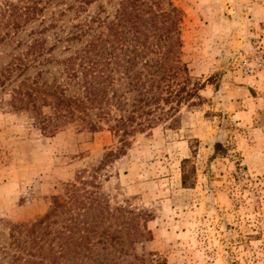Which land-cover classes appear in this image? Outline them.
<instances>
[{
    "label": "rangeland",
    "instance_id": "1",
    "mask_svg": "<svg viewBox=\"0 0 264 264\" xmlns=\"http://www.w3.org/2000/svg\"><path fill=\"white\" fill-rule=\"evenodd\" d=\"M6 1L0 0V6ZM120 1H52L27 23L22 17V26L3 20L2 34L17 32L0 41V69L21 56L32 65L16 85L39 70L48 71L43 74L48 79L52 73L58 76L76 49L95 35L109 34ZM169 1L182 15L181 61L204 97L192 106L182 104L172 125L170 119L161 121L124 140L111 128L112 121L99 118L96 105L84 119L52 135L35 125L31 112L12 106L13 85L0 87V264L40 260L27 254L36 245L30 229L55 206L54 198L65 200V206L56 208L39 244L54 248L58 264H72L59 256L73 233L69 217L96 198L109 206V216L125 210L132 221L124 245L104 249L100 237L92 236L91 257L108 256L102 264H264V0L158 3L167 8ZM81 29L86 31L81 40H67ZM33 43L47 49L55 44L44 56L52 62L30 63ZM184 76L182 71L179 79ZM82 92L79 86L69 91ZM90 121L101 127L93 129ZM217 143L222 144L218 152ZM109 151L114 156L103 163ZM184 159L195 170L188 184L182 182ZM136 226L144 236L136 234ZM71 241L67 246L73 249Z\"/></svg>",
    "mask_w": 264,
    "mask_h": 264
},
{
    "label": "trees",
    "instance_id": "2",
    "mask_svg": "<svg viewBox=\"0 0 264 264\" xmlns=\"http://www.w3.org/2000/svg\"><path fill=\"white\" fill-rule=\"evenodd\" d=\"M18 1H25L26 4L22 6L7 0L0 6V23L7 19L8 26H22L40 15L52 1H56L58 5L66 2V0ZM82 2L89 4V0ZM69 7H74V4ZM143 12L148 14V18H142ZM22 17L25 18L24 23L20 20ZM140 20L145 24H140ZM181 22V11L171 1L168 2V7L164 8L158 0L157 3L121 0L115 21H111L107 26L109 34L104 37L102 34L95 35L84 48L76 49L65 59L64 68L58 71V76L52 73V79H48L43 75L48 71L39 70L32 80L28 77L16 85L15 83L32 65L20 56L0 69V87L5 89L8 85H13L10 92L12 106L20 111L31 112L35 125L52 135L67 124L84 119L83 117L89 115V108L96 105L99 108L96 113L99 118L112 121L111 128L121 133L124 140L131 133L150 129L161 121L170 119L172 125L177 121L176 115L182 104L192 106L196 104L195 99L204 100L200 94L202 88L199 87L198 81L194 84L191 82L188 67L181 61ZM16 32L11 34L8 31L2 34L0 30V41H4L10 35L14 36ZM84 33L86 31L83 29L73 31L72 35L67 36V40H81ZM55 46L54 44L47 49L43 43L39 45L33 43L29 50L35 52V55L30 63L52 62V57L44 56ZM40 57H44L43 60H39ZM182 71L185 72V76L181 80L179 78ZM120 72L122 75L115 77L116 73ZM76 86L83 88L82 94L69 93L70 88ZM112 107L119 113H113ZM90 125L95 130L101 127L96 121H90ZM215 147L218 152L222 144L217 143ZM111 156H114L113 151L105 155L103 163L109 161ZM188 163L189 159L182 161L183 184L191 183L189 181L195 171L194 168L191 170L187 168ZM73 186L75 187V184ZM96 199L83 203L82 212L69 217L73 233L60 247L62 250L59 256L70 258L72 264L85 261L102 264L104 259H108V256H105L107 254L103 253L91 257L92 236L100 237L97 242L102 243L104 249H109L116 248L117 244L124 245L125 235L131 234L132 221L128 220L131 217H125L126 211L120 210L118 214L109 216V206L102 204V199ZM64 202L65 200L54 198L55 206L43 219L31 226L32 242H36V245L32 244L27 254L31 257L37 255L41 257L36 264H58L54 248L50 245L46 250L44 243L39 242L45 241V234L41 230L44 228L47 233L52 215L58 206H65ZM127 213L132 214L128 211ZM116 219L117 227L112 229ZM106 220H109L107 225ZM17 228L20 227L16 225L15 229ZM135 230L138 236H144V231L139 227L136 226ZM13 237L17 242L16 246L20 248V242L14 232ZM70 241L74 245L73 249L68 248L70 245L67 246ZM39 249L45 252L39 255L37 253ZM18 257L14 259L15 262L19 261ZM25 261L26 264H34L33 259Z\"/></svg>",
    "mask_w": 264,
    "mask_h": 264
}]
</instances>
